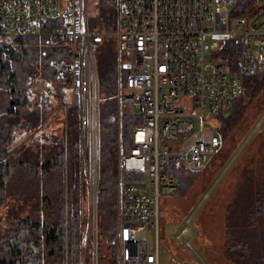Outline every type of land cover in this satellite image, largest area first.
<instances>
[{
	"label": "built area",
	"instance_id": "built-area-1",
	"mask_svg": "<svg viewBox=\"0 0 264 264\" xmlns=\"http://www.w3.org/2000/svg\"><path fill=\"white\" fill-rule=\"evenodd\" d=\"M237 0H115L112 32L88 25L90 0H0V38L40 36L65 46V90L77 106L80 175L88 220L81 240L93 235L100 165V88L95 50L114 37L116 90V257L119 264H159L158 203L179 191L177 165L201 170L218 144L216 118L243 92V75L264 70V3L251 14L234 13ZM222 26V28H219ZM224 29V30H220ZM224 35L208 42L206 36ZM239 44L204 71L205 54L227 40ZM2 45L6 46L2 40ZM129 51L124 58L122 51ZM128 63V67L123 64ZM123 68L127 73L123 74ZM130 88V92L123 88ZM48 93V86L44 87ZM191 97L197 110L180 104ZM124 107L129 109L123 110ZM138 118L124 142L122 114ZM260 127V122L255 129ZM80 220L82 194L79 196ZM191 215L186 219L190 223ZM91 226L92 233L89 232ZM144 227V236L138 231ZM155 231L153 243L147 229ZM194 233L197 229L194 228ZM191 240L184 245L191 248ZM180 264H191L183 260Z\"/></svg>",
	"mask_w": 264,
	"mask_h": 264
},
{
	"label": "trees",
	"instance_id": "trees-1",
	"mask_svg": "<svg viewBox=\"0 0 264 264\" xmlns=\"http://www.w3.org/2000/svg\"><path fill=\"white\" fill-rule=\"evenodd\" d=\"M257 3V0H237L234 13L251 14ZM115 20V0H100L98 16L92 21L88 20V25L112 32ZM10 38H0V204L6 194H16L12 189L18 187L17 184L24 185L21 195H26L25 198L33 197L34 202L28 214L13 219L6 231L0 234V264H65L66 257L67 264H79V194L78 185L72 184L70 175L71 167L78 166L77 106L70 103L66 109L70 124H74V129L68 133L70 141L66 144L61 137L59 149H53L52 156L37 155L29 148L19 157L13 158L7 153L6 147L17 128L35 129L45 119L50 110L51 99L62 100L69 79L66 67L69 55L64 45H47L40 36ZM2 40L6 46L2 45ZM105 43L109 47V55L111 52V75L105 79L97 67L99 88L100 92L106 91L108 95H112L115 86L114 37L107 36L99 46ZM221 48L223 56L235 63L239 44H232L229 39ZM123 71L127 73V68H123ZM37 81H40V88H37ZM46 84L48 93L43 90ZM243 85V92L232 102L228 111L217 115L216 129L220 143L242 116L246 105L260 94L264 85V70L244 74ZM99 108L97 238L102 239L114 235L116 224V119L114 107L109 110L107 121L103 118L102 101ZM137 120L129 112L122 114L125 143L132 123ZM107 157L110 161L109 168L104 164ZM66 168L70 177L67 190L64 182ZM196 172L179 165L175 167L178 193L193 179ZM29 173L35 178V183L39 178L42 180L41 187L33 183L30 191L26 189V185L32 182ZM49 174L52 177L48 180ZM246 176L225 208L223 254L236 264H264V171L259 174L247 173ZM83 189L82 211L87 205L85 185ZM48 191H54L53 196ZM105 220L108 221L107 225L103 224ZM110 251L108 264H118L114 245L110 246ZM103 260L99 242L97 264H103Z\"/></svg>",
	"mask_w": 264,
	"mask_h": 264
},
{
	"label": "rangeland",
	"instance_id": "rangeland-1",
	"mask_svg": "<svg viewBox=\"0 0 264 264\" xmlns=\"http://www.w3.org/2000/svg\"><path fill=\"white\" fill-rule=\"evenodd\" d=\"M99 1L90 0L88 8V20H94L99 13ZM263 4L264 0H257ZM222 28V26H219ZM224 30V29H220ZM224 35L206 36V40L221 41ZM6 40L11 38H5ZM106 47V48H105ZM109 47L106 43L98 46L95 50V58L98 63L99 73L105 79L111 75ZM222 48L215 50L211 48L205 54L204 71L211 72L216 62L221 60ZM115 52V51H114ZM124 58H128L129 51H122ZM97 68V69H98ZM125 72L123 71V74ZM116 83V69H115ZM37 88H40V81H37ZM40 85V86H39ZM114 86V85H113ZM116 87L114 86V92ZM130 88L124 87L123 91L130 92ZM113 92V93H114ZM100 102L104 104L103 118L107 121L108 112L114 107L116 110V100L106 91L100 92ZM115 101V105H114ZM49 113L45 119L35 129H16L13 139L7 144L8 154L13 158L19 157L22 152L30 148L34 153L41 156H52L53 149H59L61 137L64 142H69L68 133L74 129V124H70L69 117L66 115V109L70 104V95L68 91L63 93L62 100L51 99ZM180 104L188 110H197L192 103L191 97L183 95ZM129 109L124 107L123 110ZM115 115V114H114ZM260 122V127L255 129V125ZM221 121L219 122V124ZM78 126V123H77ZM215 135L218 137V144L215 152L207 156L205 166L193 174V179L178 194L162 195L158 203V249L159 264H180L183 260L191 264H236L223 254L224 242V216L227 204L233 199L236 189L241 181L247 176V173H262L264 166V85L260 94L246 105L242 116L235 125L226 133L225 139L220 143L217 129ZM109 136V135H107ZM68 137V138H67ZM67 148V146H66ZM20 149V150H19ZM116 149V139H115ZM79 155V150H78ZM79 157V156H78ZM72 161H74L72 159ZM109 157L104 160L105 167L109 168ZM232 163V164H231ZM230 166V167H229ZM229 167V168H228ZM24 175V174H23ZM29 173V179L32 182L26 185L30 191L33 183L41 187L40 178L35 183V178ZM48 180L52 177L51 174ZM72 184L78 185V194H82L84 176L80 175L79 160L78 166L71 167ZM75 175L77 179L75 180ZM58 178V176H55ZM100 179V165H99ZM98 179V183H99ZM66 190L70 183V177L66 168L65 172ZM18 187L12 189L16 194H6L0 204V234L6 231L13 219L23 217L28 214L33 205V197L21 195L24 185L17 184ZM98 188V186H97ZM17 189V190H16ZM38 191L36 187V192ZM51 196L53 192L48 191ZM98 193V190H97ZM80 204V199H79ZM85 204V202H84ZM116 207V204H115ZM80 220V209L78 205V262L79 264H97V244L101 243V251L104 256L103 264H108L110 259V246H115L114 238L116 235V224L114 235L110 238H97L98 216L96 215L95 233L87 237L83 242L81 240V229H86L88 220L87 208L82 211ZM191 215L190 223L186 219ZM104 225L108 224L105 220ZM194 228L197 233H194ZM81 232V233H80ZM89 232L92 233L91 226ZM144 227L138 231V234L144 236ZM150 244L153 243L155 231L149 227L146 231ZM190 239L191 248L183 243ZM100 240V241H99ZM117 258V257H116ZM65 264H67V257ZM119 264V263H118Z\"/></svg>",
	"mask_w": 264,
	"mask_h": 264
},
{
	"label": "water",
	"instance_id": "water-1",
	"mask_svg": "<svg viewBox=\"0 0 264 264\" xmlns=\"http://www.w3.org/2000/svg\"><path fill=\"white\" fill-rule=\"evenodd\" d=\"M123 66H124V67H128L129 64H128V63H124Z\"/></svg>",
	"mask_w": 264,
	"mask_h": 264
}]
</instances>
